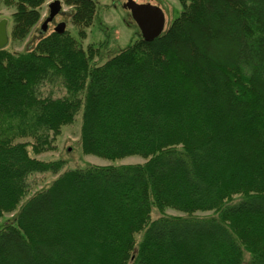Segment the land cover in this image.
Returning <instances> with one entry per match:
<instances>
[{
  "label": "trees",
  "instance_id": "1",
  "mask_svg": "<svg viewBox=\"0 0 264 264\" xmlns=\"http://www.w3.org/2000/svg\"><path fill=\"white\" fill-rule=\"evenodd\" d=\"M12 1L22 40L46 0ZM180 2L166 31L103 64L67 29L0 49V218L19 209L0 228V264H264V0ZM64 3L86 38L96 1ZM82 107L84 153L146 161L38 159ZM45 173L57 176L21 205Z\"/></svg>",
  "mask_w": 264,
  "mask_h": 264
},
{
  "label": "rangeland",
  "instance_id": "2",
  "mask_svg": "<svg viewBox=\"0 0 264 264\" xmlns=\"http://www.w3.org/2000/svg\"><path fill=\"white\" fill-rule=\"evenodd\" d=\"M9 0H0V17L7 21V31L9 33V42L6 49L21 53L32 49L39 39L45 35L50 34L54 27L59 22H66V29L70 31L71 35L78 39L82 47L87 50L91 44L98 48V54L91 60V64H103L113 55L128 47L136 39L142 37V32L136 21L133 19L131 11L125 7L127 0H95L97 9L94 21L87 30L86 38H79L78 27L71 22V11L73 7L60 0L63 5V10L59 12L51 22L48 24L47 31L42 30L44 20L49 15L48 3L53 0H46L40 7L41 18L37 25H35L25 39L15 40L11 37L13 26V13L16 10V2L7 3ZM139 3H151L160 7L165 14L166 31L171 23L180 15L182 11V4L180 0H136ZM43 96L59 97L65 94V89L61 86L45 85L42 90ZM83 107L76 116L74 123L66 125L62 128L61 133L56 138V149L53 151L44 152L36 155L38 159L49 161L61 159L65 165L63 170L83 168L89 165H121V164H136L145 162V158L132 155L117 161H110L93 154H86L82 150L81 145V126H82ZM62 170V171H63ZM56 174L45 173L35 174L30 177L31 189L28 195L23 199L21 205L25 203L33 194L45 189L56 177ZM242 198V195H235L232 199L236 202ZM19 210V209H18ZM16 210L12 213H6L0 218V228L15 220L18 212ZM185 215L174 209H166L161 213L157 208L153 209L152 218H158L161 215ZM214 212H197L195 215L199 217H208ZM142 233L137 235L138 241L141 239ZM245 258L249 259L250 254L245 252Z\"/></svg>",
  "mask_w": 264,
  "mask_h": 264
},
{
  "label": "water",
  "instance_id": "3",
  "mask_svg": "<svg viewBox=\"0 0 264 264\" xmlns=\"http://www.w3.org/2000/svg\"><path fill=\"white\" fill-rule=\"evenodd\" d=\"M49 15L44 20L42 30L47 31L48 24L53 18L63 10L60 0L49 2ZM125 7L128 8L142 32V38L150 41L158 37L164 32L165 14L163 10L151 3H139L136 0H127ZM66 30V22H59L53 31L62 33ZM9 42V34L7 31V21L4 19L0 22V49L5 48Z\"/></svg>",
  "mask_w": 264,
  "mask_h": 264
},
{
  "label": "flooded vegetation",
  "instance_id": "4",
  "mask_svg": "<svg viewBox=\"0 0 264 264\" xmlns=\"http://www.w3.org/2000/svg\"><path fill=\"white\" fill-rule=\"evenodd\" d=\"M2 20H4V18H3V17H0V22H1ZM8 34H9V33H8Z\"/></svg>",
  "mask_w": 264,
  "mask_h": 264
}]
</instances>
